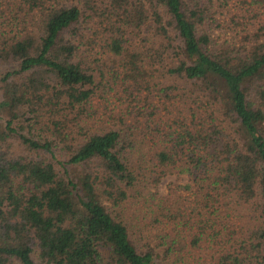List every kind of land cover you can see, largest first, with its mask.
Listing matches in <instances>:
<instances>
[{
  "label": "trees",
  "instance_id": "obj_1",
  "mask_svg": "<svg viewBox=\"0 0 264 264\" xmlns=\"http://www.w3.org/2000/svg\"><path fill=\"white\" fill-rule=\"evenodd\" d=\"M0 67V264H264V0H0Z\"/></svg>",
  "mask_w": 264,
  "mask_h": 264
},
{
  "label": "rangeland",
  "instance_id": "obj_2",
  "mask_svg": "<svg viewBox=\"0 0 264 264\" xmlns=\"http://www.w3.org/2000/svg\"><path fill=\"white\" fill-rule=\"evenodd\" d=\"M8 70L6 67H0V77L2 74H4ZM187 182V178L185 175H169L162 179L158 186V193L159 196H165L169 193V188L171 184H182L185 185ZM131 195H140L143 197L144 200L151 199V196L155 192V189L151 184L148 182H143L141 184H136L134 188H132L130 191ZM132 197V196H131ZM143 199L140 203L136 202V200L133 199L134 203H138V205H133L126 207L125 209H118L117 211H114V215H117L119 213L121 215V219L124 220L130 228V233L135 239H140V231L143 227V218L144 215L142 214L143 211H147V204L144 203ZM119 211V212H118Z\"/></svg>",
  "mask_w": 264,
  "mask_h": 264
}]
</instances>
